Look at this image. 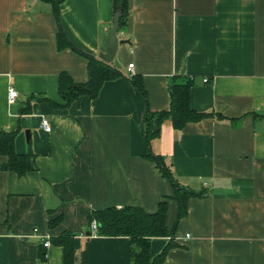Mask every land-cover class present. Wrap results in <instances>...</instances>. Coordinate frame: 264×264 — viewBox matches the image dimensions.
Segmentation results:
<instances>
[{
    "label": "crops",
    "instance_id": "crops-1",
    "mask_svg": "<svg viewBox=\"0 0 264 264\" xmlns=\"http://www.w3.org/2000/svg\"><path fill=\"white\" fill-rule=\"evenodd\" d=\"M112 6L61 1L60 27L77 50L98 57ZM127 7L118 38L129 42L110 62L121 76L95 99L52 108L45 100L63 105L61 73L87 81V58L57 48L47 3L0 0V130L17 131L16 153L35 155L22 177L0 169V264H65L56 243L65 235L71 264H132L127 237L90 233L92 211L133 206L151 214L166 200L165 224L175 227L171 185L142 138L146 108L169 110L173 77L193 79L189 106L210 116L180 129L166 120L150 144L182 186L202 193L188 199L163 264H264V0H127ZM129 77L141 79L146 101ZM168 241L152 239L151 257Z\"/></svg>",
    "mask_w": 264,
    "mask_h": 264
},
{
    "label": "trees",
    "instance_id": "trees-1",
    "mask_svg": "<svg viewBox=\"0 0 264 264\" xmlns=\"http://www.w3.org/2000/svg\"><path fill=\"white\" fill-rule=\"evenodd\" d=\"M50 6L58 23L56 34L57 48L69 47L87 58V81L83 84L75 83L66 73L58 77V94L63 105H57L50 100H45L52 108H67L81 96L90 99L97 98L104 82L112 81L121 76L120 69L111 63H107L77 50L66 38L59 23V5L62 0H40ZM113 15L120 8L119 28L124 26L128 15L127 0H112ZM131 84L140 91L146 101V93L140 78L129 77ZM193 85V79L187 77H173L169 86L170 107L168 111L152 113L146 108L142 123V138L148 149L147 157L152 159L162 176L168 180L172 188V200L177 204L178 221L186 214L188 199L202 196L182 186L174 177L170 167L159 156L151 152L150 144L157 138L162 123L168 120L172 127L180 129L190 122H197L209 114L197 113L189 106V92ZM221 119V118H219ZM17 131L6 132L0 130V156L7 158V162L0 165V169L14 172L18 177L24 176L32 170L31 162L35 155L31 152L18 154L14 149V141ZM167 210L166 200L158 204L155 213H146L139 207L127 206L123 208H107L90 213V222L97 225L96 233L104 237H127L130 242V258L132 264H163L168 251L176 245L173 242L175 227L169 231L165 224ZM154 238H169L163 250L151 257L150 244ZM70 236L65 235L57 239V244L64 249V262L71 264L73 248ZM43 258V255H42Z\"/></svg>",
    "mask_w": 264,
    "mask_h": 264
},
{
    "label": "water",
    "instance_id": "water-1",
    "mask_svg": "<svg viewBox=\"0 0 264 264\" xmlns=\"http://www.w3.org/2000/svg\"><path fill=\"white\" fill-rule=\"evenodd\" d=\"M119 16L120 8H118L116 13L113 15V23L109 31L102 37L103 44L100 47L98 58L107 63L112 62L117 52L119 44L129 42V40H123L118 38Z\"/></svg>",
    "mask_w": 264,
    "mask_h": 264
},
{
    "label": "built area",
    "instance_id": "built-area-1",
    "mask_svg": "<svg viewBox=\"0 0 264 264\" xmlns=\"http://www.w3.org/2000/svg\"><path fill=\"white\" fill-rule=\"evenodd\" d=\"M132 68V64H129L128 69L130 70ZM204 82H206V80H204ZM17 91L15 90V88L13 87H9L7 89V100L9 104H14L16 102V98H17ZM42 128L46 131V132H50V127L47 121H42L41 123ZM97 231V225L95 222L91 223L90 226V233L94 234ZM44 247L48 248L49 247V242L45 241L43 244Z\"/></svg>",
    "mask_w": 264,
    "mask_h": 264
}]
</instances>
